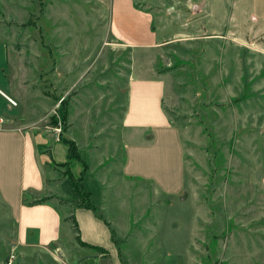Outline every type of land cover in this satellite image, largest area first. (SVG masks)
<instances>
[{"label":"rangeland","instance_id":"obj_1","mask_svg":"<svg viewBox=\"0 0 264 264\" xmlns=\"http://www.w3.org/2000/svg\"><path fill=\"white\" fill-rule=\"evenodd\" d=\"M135 1L159 16L160 32L173 23L153 51V70L183 148L182 192L161 195L120 173L131 54L95 0H0L7 95L24 113L17 123L49 140L69 128L102 183L96 213L129 230L116 239L126 264H264V15H251L250 0ZM51 154L67 160L66 144ZM51 201L63 209L75 202Z\"/></svg>","mask_w":264,"mask_h":264},{"label":"crops","instance_id":"obj_2","mask_svg":"<svg viewBox=\"0 0 264 264\" xmlns=\"http://www.w3.org/2000/svg\"><path fill=\"white\" fill-rule=\"evenodd\" d=\"M95 1L108 8L111 34L131 54L119 120L124 131L119 140L120 173L148 183L161 195H179L184 186L183 148L162 107L164 81L153 70V51L166 42L162 33L172 31L173 23L160 32L159 16L135 7V0ZM250 6L254 17L264 15V0H250ZM7 69L8 47L0 39V89L10 94ZM15 107L0 98V253L12 251L14 264H126L129 254L116 239L129 230L123 232L120 224L75 205L66 175L60 176V169L77 176L80 170L71 167L83 162L86 169L81 183L90 195L87 187H94L95 196L90 198L102 203V183L93 175L89 154L85 159L83 149L75 143L81 161L67 159L65 165H56L63 162L51 158V152L54 144L62 141L20 127L17 121L24 113ZM60 134L75 142L69 128ZM61 195L75 201L74 205L66 209L54 205L51 199ZM42 197L47 200L32 203ZM133 213L127 210L128 215ZM68 215L74 219L77 233L64 220ZM75 235L87 245L77 243Z\"/></svg>","mask_w":264,"mask_h":264},{"label":"trees","instance_id":"obj_3","mask_svg":"<svg viewBox=\"0 0 264 264\" xmlns=\"http://www.w3.org/2000/svg\"><path fill=\"white\" fill-rule=\"evenodd\" d=\"M134 6L136 7L137 4H134ZM61 101H62V99L59 102H61ZM61 113H62L61 114L62 116H61V122L60 123L64 124V122H65L64 111L63 112L61 111ZM57 122H58L57 118L53 116V123L56 125ZM57 137L59 140H61L62 142H64L66 144V157H67V159L68 160L73 159L75 161H81L79 155L76 152V147H75L74 141H72L70 139L63 138L61 136V134H58ZM66 163L67 162H63V163H58L56 165L63 166ZM81 163H82V169L80 170L79 174L75 177L72 176V174H70V172H68V170H65V174H66V177L68 180L69 188L76 198V204L75 205H77L79 207L91 209L94 212V214H96L98 217H100L95 211V203H94V201L91 200L90 193L87 190H85V188L83 187V185L81 183L82 176H83L84 171L86 169V165L83 162H81ZM45 200H47V198L42 197V198H39L37 200H34L32 203L42 202ZM64 220H66L70 224L72 231L74 233H77V226H76V223H75L74 219L72 218V216H70V215L65 216ZM74 239L76 240L77 243H79L81 245H87L84 242H81L79 240V238L77 237V235H75Z\"/></svg>","mask_w":264,"mask_h":264},{"label":"built area","instance_id":"obj_4","mask_svg":"<svg viewBox=\"0 0 264 264\" xmlns=\"http://www.w3.org/2000/svg\"><path fill=\"white\" fill-rule=\"evenodd\" d=\"M0 98H3L11 106H15L16 105L15 101L12 98H10L5 92H3L1 89H0ZM59 124H60V122L58 121L57 124H56V128L54 129L57 132L60 131L59 128L57 127V126H59ZM14 259H15L14 253L12 251H10L7 254V256H6V259H5L6 262H5V264H13Z\"/></svg>","mask_w":264,"mask_h":264},{"label":"water","instance_id":"obj_5","mask_svg":"<svg viewBox=\"0 0 264 264\" xmlns=\"http://www.w3.org/2000/svg\"><path fill=\"white\" fill-rule=\"evenodd\" d=\"M171 8H172V6H168V7H167V10H170Z\"/></svg>","mask_w":264,"mask_h":264}]
</instances>
